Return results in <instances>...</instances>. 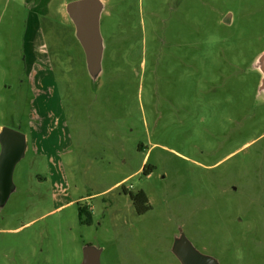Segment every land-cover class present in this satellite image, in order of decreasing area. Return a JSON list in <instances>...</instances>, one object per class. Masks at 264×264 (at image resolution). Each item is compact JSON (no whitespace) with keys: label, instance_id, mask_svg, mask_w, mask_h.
I'll return each instance as SVG.
<instances>
[{"label":"rangeland","instance_id":"obj_1","mask_svg":"<svg viewBox=\"0 0 264 264\" xmlns=\"http://www.w3.org/2000/svg\"><path fill=\"white\" fill-rule=\"evenodd\" d=\"M102 1L94 84L65 11L13 32L0 0V129L27 137L0 264H82L88 247L99 264H181L180 230L218 264H264V102L249 71L264 0Z\"/></svg>","mask_w":264,"mask_h":264},{"label":"water","instance_id":"obj_2","mask_svg":"<svg viewBox=\"0 0 264 264\" xmlns=\"http://www.w3.org/2000/svg\"><path fill=\"white\" fill-rule=\"evenodd\" d=\"M105 6L102 0H72L65 5V12L74 26L75 38L82 48L86 70L92 83L96 84L103 72L102 62L105 43L100 30L101 16ZM228 17L224 23H228ZM250 69L260 75L256 101L264 102V50L254 59ZM27 149L26 136L17 130L3 127L0 130V206L14 191L13 172ZM172 253L181 264H218L202 254L187 240L182 231L174 236ZM82 264H99L101 251L85 248Z\"/></svg>","mask_w":264,"mask_h":264},{"label":"crops","instance_id":"obj_3","mask_svg":"<svg viewBox=\"0 0 264 264\" xmlns=\"http://www.w3.org/2000/svg\"><path fill=\"white\" fill-rule=\"evenodd\" d=\"M63 2H65V0H5L4 8L9 7L11 9V27L13 32L25 33L30 29L41 32V28L48 21L54 22L55 20H61L58 24L65 21V5L70 1L66 2L65 5ZM36 17H39L40 22L37 21ZM27 65H29V68L32 67V70L35 71L38 62L36 60L34 69V62L29 61L28 63L27 61Z\"/></svg>","mask_w":264,"mask_h":264},{"label":"trees","instance_id":"obj_4","mask_svg":"<svg viewBox=\"0 0 264 264\" xmlns=\"http://www.w3.org/2000/svg\"><path fill=\"white\" fill-rule=\"evenodd\" d=\"M39 18V17H38ZM98 83V82H97ZM96 83V84H97ZM152 171V168H148V165L144 166L143 173L145 175H149ZM131 201L134 202V207L139 215H143L147 213L151 207L149 205V200L147 194L144 191H139L135 194H130ZM78 218L80 219L81 223L84 225H91L92 218H90V213L87 211L86 208H80L78 211Z\"/></svg>","mask_w":264,"mask_h":264},{"label":"flooded vegetation","instance_id":"obj_5","mask_svg":"<svg viewBox=\"0 0 264 264\" xmlns=\"http://www.w3.org/2000/svg\"><path fill=\"white\" fill-rule=\"evenodd\" d=\"M69 20V19H68ZM69 23H71L70 22V20H69ZM230 23V19H229V21H228V24ZM61 24V23H60ZM72 24V23H71ZM225 24V23H224ZM249 71H253V70H251L250 68H249ZM253 72H256V71H253ZM257 73V72H256ZM258 75H259V73H257ZM259 78H260V75H259ZM258 85H259V82H258V84H257V87H258ZM255 101H256V98H255ZM257 102V101H256ZM133 204H134V202L133 201H131ZM87 209V211L90 213V218H93V216H92V212H91V208L89 209V208H86Z\"/></svg>","mask_w":264,"mask_h":264},{"label":"bare ground","instance_id":"obj_6","mask_svg":"<svg viewBox=\"0 0 264 264\" xmlns=\"http://www.w3.org/2000/svg\"><path fill=\"white\" fill-rule=\"evenodd\" d=\"M228 21H229V19H228Z\"/></svg>","mask_w":264,"mask_h":264}]
</instances>
